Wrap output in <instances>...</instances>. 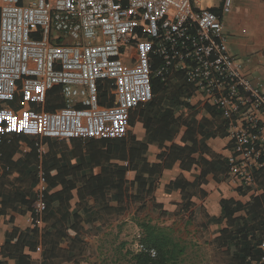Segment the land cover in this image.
Returning <instances> with one entry per match:
<instances>
[{
	"label": "crops",
	"instance_id": "0c3cea01",
	"mask_svg": "<svg viewBox=\"0 0 264 264\" xmlns=\"http://www.w3.org/2000/svg\"><path fill=\"white\" fill-rule=\"evenodd\" d=\"M213 11L220 15L230 54L252 82L261 84L264 95V0H232L228 12ZM101 103L106 100L101 98ZM61 106L58 87L48 92L41 106L24 100L19 91L9 100H0V109L18 117L29 111H53ZM225 122L180 72H174L164 82V90L153 93L151 101L129 112L123 133L111 132L102 138L126 137L129 146H145L141 153L145 174L135 159L132 166L137 169L125 171L120 189L122 172L119 177L118 171L127 163L116 154L93 161L86 156L87 142L75 147L73 140L80 138L49 141L5 127L0 133V264H26L24 256L27 264H44L42 249L51 244H43L42 230L29 233L25 240L21 234L32 226L33 217L26 201L36 195L38 167L47 151V164L55 163L58 177L54 187L46 185V190L65 192L66 187L70 194L69 198L52 202L53 216L45 223L53 232L64 234L57 249L69 251L68 258L53 259L48 264H95L104 256L110 257L117 247L119 232L122 235L123 223L127 240L126 229L133 224L134 198H145V220L180 235L186 256L193 252L192 263L228 264L226 245L216 242L221 231L228 228L226 217H222V202L227 211L233 210L232 217L248 218V227L258 228L260 218L264 219V199L260 200L257 212L250 211V197L263 190L251 189L241 195L237 192L240 182L221 171L220 161L235 155L234 141ZM75 150L78 156L73 159ZM105 150L96 148L97 153ZM129 156L126 152V159ZM138 175L145 176V183L134 181ZM89 183L95 188L92 195L86 192ZM119 204L125 206L120 215ZM72 223L75 226L71 232ZM235 229L230 227L231 231ZM74 238L80 241L74 243ZM28 244H34V248ZM72 249L81 254L73 256Z\"/></svg>",
	"mask_w": 264,
	"mask_h": 264
},
{
	"label": "built area",
	"instance_id": "2783aa9c",
	"mask_svg": "<svg viewBox=\"0 0 264 264\" xmlns=\"http://www.w3.org/2000/svg\"><path fill=\"white\" fill-rule=\"evenodd\" d=\"M232 0L221 1V12ZM201 0H0V100L17 91L39 106L59 88L63 106L18 117L0 109V133L99 139L126 130L129 112L153 97L152 81L180 72L228 123L229 175L248 185L264 155V95L230 54L222 23ZM101 98L106 103H101ZM1 142V136H0ZM39 146V145H38ZM46 182L38 167L35 215ZM150 258L156 250L139 241ZM261 257L251 264H264Z\"/></svg>",
	"mask_w": 264,
	"mask_h": 264
},
{
	"label": "trees",
	"instance_id": "16d2710c",
	"mask_svg": "<svg viewBox=\"0 0 264 264\" xmlns=\"http://www.w3.org/2000/svg\"><path fill=\"white\" fill-rule=\"evenodd\" d=\"M164 90V82L159 79H154L152 81V92L155 94L158 91ZM178 90H182L181 87ZM225 127H228V123L225 122ZM45 140H53L49 138H44ZM101 140H88L80 139L73 140L75 141V147L83 146V143H86L87 151L89 153L86 154L88 159L97 160V159H108L110 153L112 155L116 154L118 159H122L126 161L127 165L124 167L122 171H118V175L120 177V173L122 172V176L119 179L118 189H120L121 183H124L123 176L126 170L137 169V166H132V163L135 159H138V164L141 165L143 173L145 169V161L141 157L142 151L145 149V146L142 144H138L137 146H129V139L126 137H122L120 139H102ZM61 142V141H60ZM97 147H105L106 150L104 152L97 153ZM50 151H47L41 156V164L40 167L43 171L46 185L50 188L55 185V178L58 177V172L54 169V161L55 156L51 158L52 163L50 166L47 164L46 157H48ZM126 152L130 154L128 159H126ZM78 156V152L75 150L73 152V159ZM38 158V157H37ZM222 167L221 171L229 174V165L228 159L220 161ZM260 166L253 171V180L248 185H240L237 188V192L241 195L247 193V191L254 189H262L263 192L258 195H252L250 198L249 206L250 211H258V207H260V200L264 199V155L259 159ZM262 165V166H261ZM135 182L142 184L145 183V176L138 175L134 179ZM62 191L49 193L47 190L43 193V202H44V210L38 216L35 215L33 211V203L36 200V195L30 198V201H26L28 204V210L32 214L33 222L31 228L22 232L23 240L26 239V236L31 233L32 235L36 232V230H42V241L43 244H46V241L51 244L50 247H43L42 249V260L44 264H48L53 259H67L69 251L67 253L63 252L60 249H57V244L59 239L64 237L62 232H53L50 228L46 227L45 223L51 219L53 216L52 212V202L56 198H69V190L68 188H64ZM67 189V191H66ZM98 188L96 187V190ZM95 188L89 183L86 188V192L92 195L94 193ZM145 198H134V216H133V224L139 229L141 237L139 239L144 245L148 247H152L156 250V256L154 258H150L146 254H143L136 250V239L133 241L126 240L125 238L120 237V232L118 236V244L115 250L112 251L110 257L104 256L99 263L95 264H184L186 252L185 246L182 244L181 240L174 237V235L165 228L159 227L157 224H152L150 220H145ZM230 202V201H228ZM222 217H226L228 228H225L221 231L220 236L216 238L217 245H226L227 249L225 251L226 255L229 257L228 264H251L254 261H257L262 252L259 249V243L264 240V219L260 218L259 227H248V218H239L232 217L233 210L227 211L224 208V202H222ZM130 207V203H128V209ZM240 206H236V209H239ZM125 211V206L119 204L118 214H122ZM247 225V229H246ZM75 224L72 223L70 225V231H74ZM235 226V230L231 231L230 227ZM75 235V233H73ZM80 241L79 238H74L72 242L78 243ZM32 249L34 248V244H28ZM74 255L81 251H74L73 249L70 251ZM25 262L27 264V258L24 256ZM18 264V263H17Z\"/></svg>",
	"mask_w": 264,
	"mask_h": 264
},
{
	"label": "rangeland",
	"instance_id": "374dc122",
	"mask_svg": "<svg viewBox=\"0 0 264 264\" xmlns=\"http://www.w3.org/2000/svg\"><path fill=\"white\" fill-rule=\"evenodd\" d=\"M221 1L222 0H201V4L200 6L201 7H207V6H210L212 9H215L219 14H221V9H220V6H221ZM26 2V0H25ZM122 235H120L121 238H125V235L123 234L124 231H125V224L123 223L122 225ZM127 240H130V241H133L134 238L136 239L137 241V235L139 234L140 237H141V234L139 232V229L134 225L132 224V226L130 224H128V227H127ZM178 231H180L178 229ZM179 234H175L174 237L176 238H179ZM183 237V236H182ZM193 252H187V256L185 257V262L184 264H194L195 261H193V263L191 262V258H190V255L192 254Z\"/></svg>",
	"mask_w": 264,
	"mask_h": 264
}]
</instances>
